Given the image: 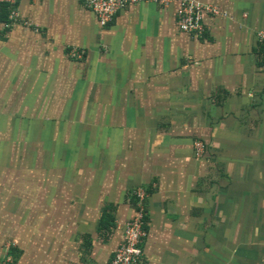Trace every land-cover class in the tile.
<instances>
[{
  "label": "crops",
  "instance_id": "obj_1",
  "mask_svg": "<svg viewBox=\"0 0 264 264\" xmlns=\"http://www.w3.org/2000/svg\"><path fill=\"white\" fill-rule=\"evenodd\" d=\"M197 1L201 34L179 3H0V260L111 264L142 190V264H264V0Z\"/></svg>",
  "mask_w": 264,
  "mask_h": 264
},
{
  "label": "built area",
  "instance_id": "obj_2",
  "mask_svg": "<svg viewBox=\"0 0 264 264\" xmlns=\"http://www.w3.org/2000/svg\"><path fill=\"white\" fill-rule=\"evenodd\" d=\"M22 0H0V3L11 5L10 18L14 21L18 15V4ZM38 1V0H34ZM84 5L92 10L98 17L102 26L113 22L117 13L126 6L133 4L157 3L168 6L179 3L177 10L178 26L180 30L188 33L201 34L205 30L203 16L205 13L219 15L221 10L213 4H202L197 0H82ZM258 43L263 47L264 53V30L258 34ZM196 157L205 156V145L201 141L194 144ZM149 195L146 191L139 190L135 193L136 215L125 228V240L121 244L112 264H142L145 257V243L148 239L146 201ZM0 264H15L14 256L8 251L0 260Z\"/></svg>",
  "mask_w": 264,
  "mask_h": 264
},
{
  "label": "trees",
  "instance_id": "obj_3",
  "mask_svg": "<svg viewBox=\"0 0 264 264\" xmlns=\"http://www.w3.org/2000/svg\"><path fill=\"white\" fill-rule=\"evenodd\" d=\"M5 5H7L8 7L11 6L10 4H7V3H5ZM9 9H10V8H9ZM10 12H11V11H9V15H6V17H5V20L7 21V24H8V25H11V23L13 22V20L10 18ZM135 202H136V198H135ZM108 217H109V218L111 217L110 214L104 212V215H103V217H102V221H101V226H102V227H103V226L105 227V226L108 224Z\"/></svg>",
  "mask_w": 264,
  "mask_h": 264
},
{
  "label": "rangeland",
  "instance_id": "obj_4",
  "mask_svg": "<svg viewBox=\"0 0 264 264\" xmlns=\"http://www.w3.org/2000/svg\"><path fill=\"white\" fill-rule=\"evenodd\" d=\"M11 154L12 153H10V157H11ZM14 154H15V156H16V154H17V152H14ZM206 154V153H205ZM119 250V249H118ZM118 252V251H117ZM117 254V253H116ZM116 256V255H115ZM114 260V259H113ZM113 262V261H112ZM112 264V263H111Z\"/></svg>",
  "mask_w": 264,
  "mask_h": 264
}]
</instances>
